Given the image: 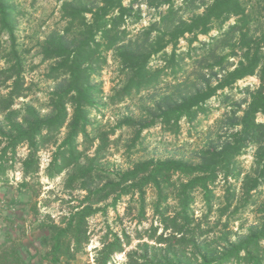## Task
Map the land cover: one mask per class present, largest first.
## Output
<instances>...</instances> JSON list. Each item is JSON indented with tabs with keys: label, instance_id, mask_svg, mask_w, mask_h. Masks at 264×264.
Masks as SVG:
<instances>
[{
	"label": "trees",
	"instance_id": "obj_1",
	"mask_svg": "<svg viewBox=\"0 0 264 264\" xmlns=\"http://www.w3.org/2000/svg\"><path fill=\"white\" fill-rule=\"evenodd\" d=\"M53 1L59 5L65 24L61 32L50 34L41 56L43 61H53L47 78L65 80L50 94L47 108L51 114L40 116L30 107L24 106V114L15 108L18 100L27 98L30 86L15 46L13 9L8 0H0V188L9 184V172L18 164L22 179L16 189L29 193L30 212L38 214L34 198L39 185L33 181L40 173V152L54 148L43 170L45 178L53 181L66 174L59 194L47 192L63 212L57 221L49 213L40 223L49 232L41 261L69 264L97 239L89 264H116L118 256L122 264H264V203L258 208L260 218L248 233L235 241L229 239L238 201L255 206L264 186V124L256 121L259 114L264 115V26L251 35L242 30L247 29L245 23L239 27L240 21L246 22L252 15L264 19V0H254L256 10H248L246 0H208L200 13L198 8L186 12L175 6L178 0ZM193 1L198 0H182ZM142 4L157 20L138 28L144 13ZM231 18L234 24L219 37L199 48L192 46L197 35L211 32L215 22ZM232 32L237 36L230 52H224L228 49L224 36ZM180 40L187 44L186 54L177 55ZM219 43L223 47L216 51ZM236 46L243 51L241 56L233 51ZM190 52L198 63L194 84L188 90L176 87L158 99L147 116L150 120L137 123L125 117L122 126L137 127L139 136L158 124L162 132L177 135L180 122L195 121L218 92L256 76L259 85L254 91L242 89L248 101L243 100L247 105L241 116L232 107V115L224 120L227 128L234 130L224 135L223 142L212 140L198 153L196 164L148 160L114 175L106 172L99 155L117 128L106 129L93 122L89 113L101 94L95 79L108 65L107 55H112L119 75L126 76L121 89L113 90L108 98L113 105L126 97L155 91L166 73L176 76L184 69V59L192 58ZM231 55L237 58L232 66L228 62ZM156 56L161 57V65L153 67ZM229 100L228 96L223 99ZM62 129L66 134L58 142ZM23 147L27 153L20 157ZM249 147L254 148L252 169L241 177L237 158ZM218 184L223 191L221 198L215 192ZM148 188L155 191L150 208L145 199ZM195 192L200 193L204 208L200 216L194 210ZM50 202L47 198L42 204ZM121 205L124 211L119 214ZM98 215L101 221L92 227L90 220ZM125 218H129V226L124 225ZM0 264H30L23 259L17 238L7 236L0 241Z\"/></svg>",
	"mask_w": 264,
	"mask_h": 264
},
{
	"label": "rangeland",
	"instance_id": "obj_2",
	"mask_svg": "<svg viewBox=\"0 0 264 264\" xmlns=\"http://www.w3.org/2000/svg\"><path fill=\"white\" fill-rule=\"evenodd\" d=\"M207 1L198 0L193 1V3H186L178 0L175 6H182V9L186 12L198 8L197 12L200 13L203 8L202 4L207 3ZM8 4L13 9L16 21L15 46L23 58L24 75L27 84L30 86L27 98L18 100L15 108H20L22 114H24L25 109L23 108L25 106L26 108H33L40 116L50 115L51 112L47 108L50 94L58 84L63 85L65 79L61 78L59 82H53L47 78V73L53 65V61H43L41 51L50 34L59 33L64 27L65 23L61 20L60 7L53 0H8ZM245 4L248 10H252V8L256 10L257 8V3L254 0H246ZM141 8L144 13L142 14L141 22L137 25L138 28L146 27L157 20V17L152 16V11L150 12L151 14L146 11L143 4ZM165 9L166 7L162 8V10ZM185 14L187 15L188 13ZM263 20L262 17L256 18L252 15L251 18L244 20L246 22L240 21L239 27L243 28L241 26L245 23L247 29L244 27L242 30H247L246 33L251 35L264 26ZM234 21L235 19L231 18L226 22H215L211 32L208 35H197V41H193L192 46L199 48L200 44L208 43L211 38L219 37L220 33H223L234 24ZM236 34L232 32V35L230 33L224 36L225 46L228 48H224V52H230V46L234 42ZM192 37L186 36L188 39ZM186 45L185 40H180L176 54H186ZM222 47L219 43L216 51ZM238 48L236 46L233 51L238 56H241L243 51ZM200 52L199 50L198 53ZM170 53V49H167V56ZM190 54L192 58H185L183 61L184 69L178 70L176 76L169 72V74L166 73L160 82V86L155 91L132 95L113 105L108 103V98L113 95V90L121 89L122 81L125 82L126 76L119 75L118 66L113 62L112 55L110 53L107 55L108 65L99 71L95 79V86L101 94L97 97L95 107L89 113V118L93 122L101 123L106 129L117 128L114 135L110 136L109 145L99 155V163L106 172L114 175L117 171L129 170L136 164L148 160H176L186 164H196L198 162V153L204 150L212 140L223 142L224 135L234 130L233 128L228 129L224 124V120L230 114L232 115V107L237 112L236 114L241 116L247 105L243 103V100L246 99L248 101L247 96L242 93V89L246 88L249 92L254 91L259 85L256 76L247 77L237 82L230 89L218 92L217 97L211 98L206 102L205 112L200 114L195 121L188 124L183 119L180 122V131L177 135L162 132L158 124L142 131L139 136L136 133L137 127L122 126V119L125 117L132 118L137 123H141L140 121L143 122V120H150L148 118L150 109L157 103L158 99L171 93L176 87L180 90H188L194 84L198 63L196 62L197 57H195L193 52H190ZM231 57L228 60L230 66H232V63L237 62V58L234 55H231ZM161 60V57L156 56L153 58L151 65L153 67L160 66ZM226 96L230 97L228 102L223 101ZM21 104L24 105L21 106ZM2 119L3 115H0V125L2 124ZM256 121L264 124V115L259 114ZM119 124L121 125L117 127ZM65 134L66 130L62 129L58 142L63 140ZM53 149L51 147L43 151L46 155H51ZM18 153L20 157L24 156L27 153L26 147L21 148ZM253 153L254 148L249 147L237 158L241 177L252 169ZM21 179L22 173L20 166L17 164L15 169L9 172V184L0 188V241L7 236L17 238L21 244V255L26 262L30 264H48L41 261V259L47 251L49 232L45 227L40 226V223L44 220L46 214L50 213L51 217L57 221L58 215L63 212V207H60L56 202H52L53 196L49 194V197H47V192L53 191V193L59 194L61 185L66 179V174H62L61 177L50 181L45 178L43 170H40V173L34 178L33 185H39L38 194L34 198L38 214L30 212L28 207L29 193H19L16 189V184ZM230 182L233 184L235 181L231 179ZM220 186L221 184H218L215 190L218 198H221L223 194ZM237 187L238 183H236ZM261 190L262 196L255 206H249L243 200L238 201V210L233 214L236 222L231 225L232 234L229 236L231 241L245 236L248 233V229L255 225L260 218L258 208L261 203H264V186ZM47 198H50L51 202L45 206L42 202ZM145 199L148 208L155 203V191L152 188L146 190ZM194 199L195 214L200 216V212H203L204 208L199 192L194 193ZM123 211V206H119V214H122ZM108 216L112 218L114 213L110 211ZM225 218L223 217V220ZM5 219L8 221H5ZM100 221L101 218L98 215L90 220V224L94 227ZM123 223L129 226V218H125ZM96 241L97 239H94L86 251L78 254L69 264L91 263L93 258L91 247ZM115 262L116 264H122L121 257L118 256Z\"/></svg>",
	"mask_w": 264,
	"mask_h": 264
},
{
	"label": "built area",
	"instance_id": "obj_3",
	"mask_svg": "<svg viewBox=\"0 0 264 264\" xmlns=\"http://www.w3.org/2000/svg\"><path fill=\"white\" fill-rule=\"evenodd\" d=\"M40 170H44L48 163L50 162V156L49 154L46 155L44 151H41L40 154Z\"/></svg>",
	"mask_w": 264,
	"mask_h": 264
}]
</instances>
